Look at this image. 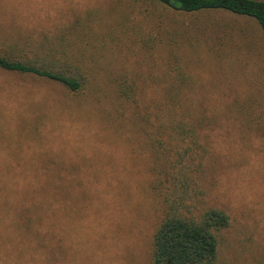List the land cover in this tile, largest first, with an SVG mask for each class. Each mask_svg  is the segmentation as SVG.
<instances>
[{
  "label": "rangeland",
  "instance_id": "obj_1",
  "mask_svg": "<svg viewBox=\"0 0 264 264\" xmlns=\"http://www.w3.org/2000/svg\"><path fill=\"white\" fill-rule=\"evenodd\" d=\"M72 25L86 35L82 68L93 75L81 93L0 69V178L25 190L36 177H59L63 189L42 213L39 239L18 232L15 253L4 249L0 221V264H153L164 205L150 186L157 173L150 137L167 131L158 114L191 109L207 118L193 186L231 220L217 264H264L258 22L225 11L183 15L152 0H0V42ZM124 78L131 102L116 90ZM169 91L181 98L170 106ZM178 149L172 142L170 158Z\"/></svg>",
  "mask_w": 264,
  "mask_h": 264
},
{
  "label": "trees",
  "instance_id": "obj_2",
  "mask_svg": "<svg viewBox=\"0 0 264 264\" xmlns=\"http://www.w3.org/2000/svg\"><path fill=\"white\" fill-rule=\"evenodd\" d=\"M152 1L183 15L225 11L248 16L264 31V0ZM78 28L79 25H72L53 34L43 33L37 40L0 42V69L53 80L73 93H81L91 83L93 75L82 68V60L86 62L89 49L83 48L87 39ZM91 60L95 58L88 54V62ZM128 85L129 79L124 78L116 90L119 96L131 102L135 98ZM166 97L169 106L171 100L179 102L181 99L171 91ZM189 112L180 116L158 114L157 121L162 122L160 128H167V131H160L158 137H150L157 171L150 186L164 205V214L153 235V264H217L219 235L231 222L224 210L206 206L198 188L193 186L195 179L191 170L193 162L201 157L199 150L202 147L198 130L207 123V118L192 109ZM251 121L261 122L257 118H251ZM174 141L179 148L175 159L169 154ZM58 179L36 177L28 182V189L17 190L15 179L0 178L1 237L8 254L17 251L15 237L18 232L39 239L41 233L37 225L44 221L42 213L63 190L62 181Z\"/></svg>",
  "mask_w": 264,
  "mask_h": 264
}]
</instances>
